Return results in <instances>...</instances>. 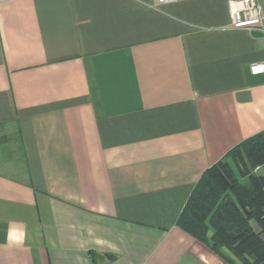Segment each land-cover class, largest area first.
<instances>
[{
    "label": "crops",
    "instance_id": "1",
    "mask_svg": "<svg viewBox=\"0 0 264 264\" xmlns=\"http://www.w3.org/2000/svg\"><path fill=\"white\" fill-rule=\"evenodd\" d=\"M231 1L0 0V264H228L178 220L264 135Z\"/></svg>",
    "mask_w": 264,
    "mask_h": 264
},
{
    "label": "trees",
    "instance_id": "2",
    "mask_svg": "<svg viewBox=\"0 0 264 264\" xmlns=\"http://www.w3.org/2000/svg\"><path fill=\"white\" fill-rule=\"evenodd\" d=\"M260 138L264 135L242 143L209 168L178 220L179 228L228 264H264V176L252 173L264 165Z\"/></svg>",
    "mask_w": 264,
    "mask_h": 264
},
{
    "label": "built area",
    "instance_id": "3",
    "mask_svg": "<svg viewBox=\"0 0 264 264\" xmlns=\"http://www.w3.org/2000/svg\"><path fill=\"white\" fill-rule=\"evenodd\" d=\"M178 0H156L157 5H166ZM231 26L235 29L248 31L260 30L264 34V0H238L230 2L229 9ZM253 73L264 71L263 64L251 66Z\"/></svg>",
    "mask_w": 264,
    "mask_h": 264
},
{
    "label": "clouds",
    "instance_id": "4",
    "mask_svg": "<svg viewBox=\"0 0 264 264\" xmlns=\"http://www.w3.org/2000/svg\"><path fill=\"white\" fill-rule=\"evenodd\" d=\"M24 237V232L18 228L12 227L9 229V240L21 242Z\"/></svg>",
    "mask_w": 264,
    "mask_h": 264
},
{
    "label": "rangeland",
    "instance_id": "5",
    "mask_svg": "<svg viewBox=\"0 0 264 264\" xmlns=\"http://www.w3.org/2000/svg\"><path fill=\"white\" fill-rule=\"evenodd\" d=\"M254 228H255V230L257 231V232H259L260 231V228H258L257 226H255L254 225Z\"/></svg>",
    "mask_w": 264,
    "mask_h": 264
}]
</instances>
